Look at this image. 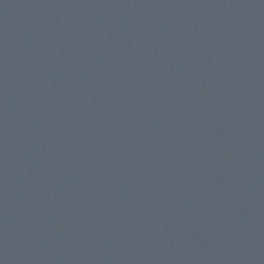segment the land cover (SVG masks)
<instances>
[{
    "label": "water",
    "instance_id": "1",
    "mask_svg": "<svg viewBox=\"0 0 264 264\" xmlns=\"http://www.w3.org/2000/svg\"><path fill=\"white\" fill-rule=\"evenodd\" d=\"M0 264H264V0H0Z\"/></svg>",
    "mask_w": 264,
    "mask_h": 264
}]
</instances>
